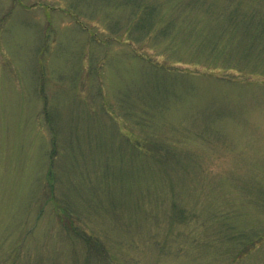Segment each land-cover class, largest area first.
I'll return each mask as SVG.
<instances>
[{
	"label": "rangeland",
	"instance_id": "obj_1",
	"mask_svg": "<svg viewBox=\"0 0 264 264\" xmlns=\"http://www.w3.org/2000/svg\"><path fill=\"white\" fill-rule=\"evenodd\" d=\"M230 262L264 264V0H0V264Z\"/></svg>",
	"mask_w": 264,
	"mask_h": 264
},
{
	"label": "trees",
	"instance_id": "obj_2",
	"mask_svg": "<svg viewBox=\"0 0 264 264\" xmlns=\"http://www.w3.org/2000/svg\"><path fill=\"white\" fill-rule=\"evenodd\" d=\"M248 37H250V33L248 34ZM237 238L240 241V246L236 250L235 255L233 256L232 259L233 262H237L238 260H241L244 256H246L249 253L250 250L254 248L255 243L259 242L257 236L252 238H247L244 232L238 233Z\"/></svg>",
	"mask_w": 264,
	"mask_h": 264
}]
</instances>
